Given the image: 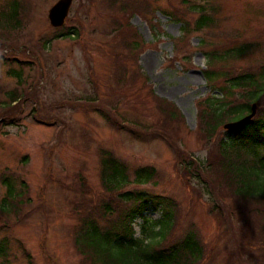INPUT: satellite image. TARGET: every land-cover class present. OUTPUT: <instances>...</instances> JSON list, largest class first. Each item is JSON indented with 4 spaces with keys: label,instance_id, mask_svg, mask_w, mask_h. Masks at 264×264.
Wrapping results in <instances>:
<instances>
[{
    "label": "rangeland",
    "instance_id": "rangeland-1",
    "mask_svg": "<svg viewBox=\"0 0 264 264\" xmlns=\"http://www.w3.org/2000/svg\"><path fill=\"white\" fill-rule=\"evenodd\" d=\"M57 1L0 0V119L14 122H0V264H92L76 233L80 203L107 198L102 148L130 168H157L156 183L145 187L178 202V232L193 227L211 250L201 264H246L254 254V264H263L264 203L228 190L216 168L228 122L211 131L198 111L212 93L205 51L247 44L246 53L215 68L264 71V0H198L210 2L217 21L201 30L182 0H73L55 27L49 10ZM8 2H20L19 23L4 22ZM171 12L191 22L190 32ZM69 28L77 32L55 38ZM8 176L23 196L10 213L1 207ZM160 216L148 209L149 219Z\"/></svg>",
    "mask_w": 264,
    "mask_h": 264
},
{
    "label": "trees",
    "instance_id": "trees-1",
    "mask_svg": "<svg viewBox=\"0 0 264 264\" xmlns=\"http://www.w3.org/2000/svg\"><path fill=\"white\" fill-rule=\"evenodd\" d=\"M206 1L182 0L186 12L197 14L192 23L194 30L212 27L217 22L215 9L213 8V13L210 12L206 8L210 2ZM8 5L10 12H2L5 15L4 22L19 23L17 16L20 2H8ZM124 8L128 9V6ZM170 15L184 23V35L190 32L188 26L191 22L184 15L177 16L174 12ZM75 31L69 28L56 34L55 38L71 36L77 32ZM248 47L243 44L224 51H205L207 66L204 72L212 93L206 97L205 105L199 102L198 118L205 128L217 131L225 122H234L250 114L253 104H257L256 115L249 122L224 131V136L219 141L221 159L217 161L216 168L222 173L228 190L236 197L264 203V71L240 70L230 74L215 68L216 62L238 58L247 52ZM118 67H123V64ZM9 73L21 81V72L10 69ZM220 79L224 81L219 82ZM19 99L13 94L10 102L16 103ZM162 100L165 104H172L166 99ZM167 110L173 119L178 117L175 108ZM108 113L101 112L109 121ZM0 122L6 125L14 123L4 116ZM100 156V177L107 198L95 204L80 203L83 208L78 210H84V213L76 233L79 249L88 255L92 264H201L208 259L211 250L206 249L198 230L187 227L178 232L181 218L178 202L171 196L145 187L156 183L158 170L155 166L140 165L130 168L126 161L106 148L100 150ZM202 168L198 170L197 167V170L210 171L209 167ZM4 183L7 193L1 207L3 211L10 213L14 207L18 208L23 203V196L10 176L4 179ZM149 208L161 211L160 218L149 219ZM223 214V211L217 213L216 217H223ZM262 217L264 219V211ZM138 219H142L143 223L140 224V233L137 235L135 225ZM256 230L259 231L258 225ZM261 230L264 231V226ZM5 241L3 239L0 243L2 257H5L6 252ZM257 244L264 260V235L259 234ZM255 255L257 254L250 261L245 260L246 264H254Z\"/></svg>",
    "mask_w": 264,
    "mask_h": 264
},
{
    "label": "water",
    "instance_id": "water-1",
    "mask_svg": "<svg viewBox=\"0 0 264 264\" xmlns=\"http://www.w3.org/2000/svg\"><path fill=\"white\" fill-rule=\"evenodd\" d=\"M73 0H58L49 10V19L52 25L55 27H61L66 18L69 15V10ZM257 112V104L254 103L252 106V111L250 114L244 116L243 118L234 121L228 122L224 126L226 129H233L243 125L244 123L249 122Z\"/></svg>",
    "mask_w": 264,
    "mask_h": 264
}]
</instances>
